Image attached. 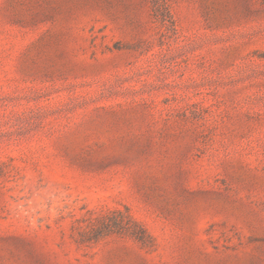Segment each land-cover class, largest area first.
<instances>
[{"label": "rangeland", "instance_id": "374dc122", "mask_svg": "<svg viewBox=\"0 0 264 264\" xmlns=\"http://www.w3.org/2000/svg\"><path fill=\"white\" fill-rule=\"evenodd\" d=\"M0 264H264V0H0Z\"/></svg>", "mask_w": 264, "mask_h": 264}]
</instances>
